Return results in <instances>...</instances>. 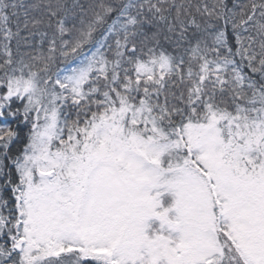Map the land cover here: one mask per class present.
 I'll return each mask as SVG.
<instances>
[{"label":"snow or ice","instance_id":"6c2138e0","mask_svg":"<svg viewBox=\"0 0 264 264\" xmlns=\"http://www.w3.org/2000/svg\"><path fill=\"white\" fill-rule=\"evenodd\" d=\"M0 264H264V0H0Z\"/></svg>","mask_w":264,"mask_h":264}]
</instances>
